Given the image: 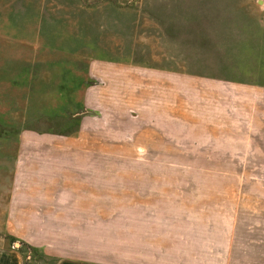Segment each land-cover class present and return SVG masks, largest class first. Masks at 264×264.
<instances>
[{
  "label": "rangeland",
  "instance_id": "rangeland-1",
  "mask_svg": "<svg viewBox=\"0 0 264 264\" xmlns=\"http://www.w3.org/2000/svg\"><path fill=\"white\" fill-rule=\"evenodd\" d=\"M0 5V59L19 54L0 61V264H264V88L243 83L264 81V0ZM48 21L65 37L40 39L54 51L55 41L82 35L109 53L86 55L96 49L74 44L43 73L25 57L31 45L11 32ZM87 56L129 68L89 76L86 62H75ZM157 67L197 78L180 94L185 102L165 99L159 84L175 75ZM127 70L129 92H96L102 76ZM60 80L70 102H53ZM201 90L204 99H193ZM183 112L210 120L180 132L206 131L210 140L217 130L232 140L171 138L169 119Z\"/></svg>",
  "mask_w": 264,
  "mask_h": 264
},
{
  "label": "crops",
  "instance_id": "crops-1",
  "mask_svg": "<svg viewBox=\"0 0 264 264\" xmlns=\"http://www.w3.org/2000/svg\"><path fill=\"white\" fill-rule=\"evenodd\" d=\"M42 25H43V28L45 27V25H46V27L48 26V28L47 29L46 28L42 29V27H41V29L38 28L39 31H34V33H31L29 31L28 32H23L22 31L23 33L16 34V35H14L13 34V31H12L11 34L13 36H16V38H18V39H21L23 41H26L25 44L27 45V48H24V49H30V48H28V46H29V44L31 45V49H30V52L31 53L30 54H26L25 53V57L32 56V59L35 58V60H36V63L35 64H42L43 65V68H42L43 73L44 72H49L50 70H52L51 67L53 65H57L58 62H60V61H58L60 59V57H59L60 54L61 55H66V51H64V49L66 47L68 49H70L71 47L74 48V44H75V49H77V50H80L83 47V45H86V46L88 45V46L94 47L96 49V50H88L86 52V55H90L91 56V54H93V53H95V54H103V53L108 54L109 53L108 51H104L103 53H99V50L97 49L98 48V46H97L98 45V42L96 40H94V39L92 40V38L89 39V37H86V36H83L82 37V35L81 36L79 35V38L77 40L74 39L73 37H71V39L74 40L73 43L72 42H68V41L67 42H62L61 41L60 43H57L56 42L57 39H61L62 40L65 37L59 36L58 33H56V31H53V32L50 31V25L51 24H50L49 21L47 22V24H45V23L42 22ZM41 38H44V39L47 38L48 40L49 39L56 40L54 44H59L58 50L57 51H54L52 48H50V45L48 43H45L44 41L41 42L40 41ZM68 38H70V37H68ZM83 38H84V41H85L86 38L89 39V42H87V41H85V42L84 41H81L80 39L83 40ZM34 40H38L39 41V44H37V46H38L37 49L35 48L36 45H33V41ZM75 41H78V42H75ZM21 50H23V49H20V51ZM9 55L11 56V57H9V59H5V60L0 59L1 64H2L3 61H6V60L9 61L10 59L15 60V58H17V60H15V61L16 62L18 61L19 54H18L17 51L10 50L9 51ZM43 56L45 57L44 59L42 58ZM222 57L220 58V60L223 63V61H222L223 58ZM88 58H89V56H87L85 59L82 58L81 60H77L75 62L76 63H80L81 61L86 62V64H87L86 67H87V71L89 73V76H92V73H91L92 70L96 71L97 69H99V67H104V68H106L105 70H109V71L115 70V69H111V68H114V67H112L113 65L118 66V68L119 67L126 68V69L129 68L126 65L122 64V62H120V61H117V63H114V61H109V59H111V58H105V59H102V61H98L96 59H93V60L90 61ZM20 59H21V57H20ZM25 62L28 63L27 60H26V58H25ZM28 64L35 65L33 63H28ZM185 65L186 66L183 69H185L187 71H192L193 70V68H186L188 66V63L187 62L185 63ZM32 69H34L33 66H32ZM71 70H73V69H71ZM154 70L159 71V72H162V73H167L168 72L171 75H175L174 72H177L179 69L178 68H173V67H157ZM176 76L177 75H175L174 79H171V80H168V81H165V82H161V85L159 84V86H160V88H163V90L165 92V99H167V98L170 99V102H173V101L176 100L177 103H179V102H182L183 103V102L186 101V98L188 96L186 95L184 97V96H181L180 94L181 93H185L186 94V92L189 93L190 91L187 88L193 86V81H194V80H191V79H197V78L190 77V76H186V75H181L179 77L178 76L176 77ZM163 78H160V79H163ZM28 79L29 80H28L27 84L29 82H31V80H33V79L30 80V78H28ZM42 80H46V81L49 82L50 81V77L45 75V77L43 76V79ZM53 80H55V79H53ZM61 80H64L65 81V79L63 77L61 78ZM61 80H60V83H58L56 81V83L54 84L57 87V89L55 90V93L58 94V97L55 100H53V102H70L69 99H66L65 98V94H63V91H64L63 89L66 86H69V84H65L66 82L63 83ZM130 81L131 80H130L129 70L123 71V73L121 72L119 74L118 73L109 74V75H107L105 77L102 76L101 80H99V82H101V83H96L95 90L97 92L99 90V88L105 87L107 89L108 87H110V86L113 87L115 85V86H120L121 87V93L123 94L124 91L125 92H129L130 91ZM39 82H42V81H39ZM48 82L45 85L46 88L49 87L48 86ZM84 83L87 84V82H84ZM243 83L245 85H248V86H251V87H256V88L257 87H261V88H264V81L263 82H257L256 80H253V81H250V82L249 81H246V82H243ZM90 87H91V85L88 88L90 89ZM61 88H63V89H61ZM88 88L86 89V91L84 93V96L79 99L80 102H84L85 104H86L87 97H88ZM43 92H47L48 93L50 91L49 90H46V91H43ZM78 92H80V89L78 90ZM30 94H32V93H30ZM137 94L140 95L141 94V91L138 90L137 93H136V95ZM75 95H77V94H75ZM198 95L199 96H193V99L198 98V97H200L201 99H204V96H202V95H204L202 90L199 92ZM214 95H215V101L216 102H220V95L222 96L221 92H219L217 90V93L214 94ZM236 103L237 104H240L239 100L237 101V98H234L233 99L234 109H235ZM200 107H198V108L199 109H202V110L204 109L202 103L200 104ZM217 117H218V115H217ZM206 118L210 120V118L207 117L206 115H205V117H201V116L192 117V116L186 115L183 112L180 115V118H178V116L177 117H173V119H169V121H170V123L173 122V126L175 127V129H176V126H181V125H186V124H190V125L193 124L195 127H203V126L208 125L207 123H205V119ZM165 121H166L165 119H162L161 118V122L160 123L164 124ZM166 122H168V121H166ZM177 131H179V130L176 129V131L171 132L169 134L170 137L171 138L183 137L184 139H188V140H186L188 142H196V143L200 139H201L200 142H203V141L210 142V140H212V142L213 141L223 142L225 140L226 141H231L232 140V137L231 138H227V139L226 138H223L221 136V133L219 131H217V130H214V132L211 133V139L210 140H209L210 135L206 131H203V133H201L202 131L199 132V130H194V131L191 132V134H189V133H183V132H180V131L177 132ZM160 133H162V132H160ZM75 134L78 135L79 133L76 132Z\"/></svg>",
  "mask_w": 264,
  "mask_h": 264
},
{
  "label": "trees",
  "instance_id": "trees-1",
  "mask_svg": "<svg viewBox=\"0 0 264 264\" xmlns=\"http://www.w3.org/2000/svg\"><path fill=\"white\" fill-rule=\"evenodd\" d=\"M207 36L210 37L208 34H206V36H204V37L206 38L207 41H210V39Z\"/></svg>",
  "mask_w": 264,
  "mask_h": 264
}]
</instances>
